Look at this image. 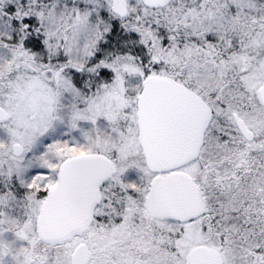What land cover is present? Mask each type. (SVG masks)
<instances>
[{
    "label": "snow or ice",
    "instance_id": "1",
    "mask_svg": "<svg viewBox=\"0 0 264 264\" xmlns=\"http://www.w3.org/2000/svg\"><path fill=\"white\" fill-rule=\"evenodd\" d=\"M0 264H264V0H0Z\"/></svg>",
    "mask_w": 264,
    "mask_h": 264
}]
</instances>
